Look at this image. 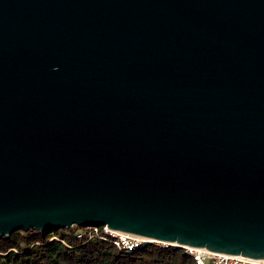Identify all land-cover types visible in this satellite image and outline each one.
<instances>
[{
    "label": "water",
    "instance_id": "obj_1",
    "mask_svg": "<svg viewBox=\"0 0 264 264\" xmlns=\"http://www.w3.org/2000/svg\"><path fill=\"white\" fill-rule=\"evenodd\" d=\"M73 225L264 260V0H0V236Z\"/></svg>",
    "mask_w": 264,
    "mask_h": 264
},
{
    "label": "trees",
    "instance_id": "obj_2",
    "mask_svg": "<svg viewBox=\"0 0 264 264\" xmlns=\"http://www.w3.org/2000/svg\"><path fill=\"white\" fill-rule=\"evenodd\" d=\"M60 237L36 229L0 236V264H196L181 247L149 243L131 253L97 238Z\"/></svg>",
    "mask_w": 264,
    "mask_h": 264
},
{
    "label": "built area",
    "instance_id": "obj_3",
    "mask_svg": "<svg viewBox=\"0 0 264 264\" xmlns=\"http://www.w3.org/2000/svg\"><path fill=\"white\" fill-rule=\"evenodd\" d=\"M79 238H97L111 243L118 251L131 253L149 243H156L159 246L167 247L166 243L150 241L143 237L119 231L107 225H88L77 229ZM189 254L196 264H264V260L252 259L244 256H232L207 249H198L187 246L181 247Z\"/></svg>",
    "mask_w": 264,
    "mask_h": 264
},
{
    "label": "rangeland",
    "instance_id": "obj_4",
    "mask_svg": "<svg viewBox=\"0 0 264 264\" xmlns=\"http://www.w3.org/2000/svg\"><path fill=\"white\" fill-rule=\"evenodd\" d=\"M81 227H78L76 225L71 226L70 228H58V229H54L53 232L60 236V237H70L74 234V232ZM154 245H157L156 243H153Z\"/></svg>",
    "mask_w": 264,
    "mask_h": 264
}]
</instances>
